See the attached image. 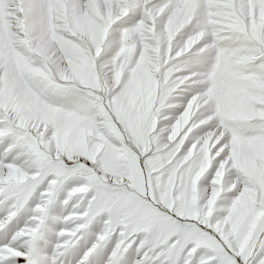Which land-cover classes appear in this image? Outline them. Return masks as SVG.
<instances>
[{"label":"snow or ice","instance_id":"6c2138e0","mask_svg":"<svg viewBox=\"0 0 264 264\" xmlns=\"http://www.w3.org/2000/svg\"><path fill=\"white\" fill-rule=\"evenodd\" d=\"M0 264H264V0H0Z\"/></svg>","mask_w":264,"mask_h":264}]
</instances>
